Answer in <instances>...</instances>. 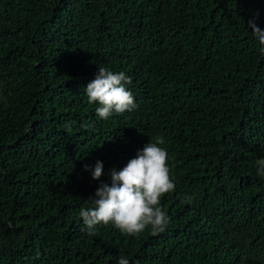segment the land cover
Here are the masks:
<instances>
[{
    "label": "trees",
    "instance_id": "1",
    "mask_svg": "<svg viewBox=\"0 0 264 264\" xmlns=\"http://www.w3.org/2000/svg\"><path fill=\"white\" fill-rule=\"evenodd\" d=\"M264 0H0V264H264ZM123 71L107 120L85 88ZM168 223L88 235L109 172L155 137ZM104 164L100 181L85 171Z\"/></svg>",
    "mask_w": 264,
    "mask_h": 264
},
{
    "label": "clouds",
    "instance_id": "2",
    "mask_svg": "<svg viewBox=\"0 0 264 264\" xmlns=\"http://www.w3.org/2000/svg\"><path fill=\"white\" fill-rule=\"evenodd\" d=\"M252 34L264 45V31L254 21L248 23ZM264 53V48H261ZM131 79L123 71L114 72L99 66L98 74L85 88L90 104H98L96 114L107 120L113 113L124 114L136 107L135 98L127 85ZM165 140L155 137L127 164L109 172L111 183H100L95 195L89 197L90 207H82L79 216L88 235H95L98 225H113L126 236H137L150 229L155 236L165 230L168 217L160 206L161 199L174 191L175 183L168 166V152L161 147ZM258 175L264 177V159L257 161ZM85 171L100 181L104 164L97 160L94 168L85 165ZM118 264H129L121 257Z\"/></svg>",
    "mask_w": 264,
    "mask_h": 264
}]
</instances>
